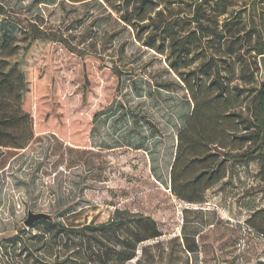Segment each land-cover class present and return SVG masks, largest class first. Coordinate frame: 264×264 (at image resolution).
<instances>
[{"label": "rangeland", "instance_id": "rangeland-1", "mask_svg": "<svg viewBox=\"0 0 264 264\" xmlns=\"http://www.w3.org/2000/svg\"><path fill=\"white\" fill-rule=\"evenodd\" d=\"M201 1L166 4L189 14ZM0 6V43L3 36L11 39L21 30L38 29L62 38L69 50L55 43L49 56L61 120L55 128H43L40 119V131L24 150L0 148V264H102L114 251L130 254L129 246L118 245L128 238L135 250L124 264L263 261L264 235L252 228L250 219L264 210V182L255 162L234 170L229 185L209 190L203 204L181 202L168 189L176 135L193 107L182 81L196 80L198 62L188 69L174 68L170 39L162 55L142 46L135 31L101 0H0ZM204 12L211 21L202 23L212 31L217 22L218 32L225 33L223 25L232 18L244 31H255L250 50L242 49V67L232 71L219 62L226 70L225 83L239 86L242 97L252 99L258 78L264 82L259 66L264 51H251L256 42L264 50V0H209ZM185 28L178 36H184ZM115 68L122 72L117 93L110 73ZM201 82L209 80L202 76ZM97 111L101 115L91 126ZM117 211L128 225L102 240L100 259L78 260L73 250L85 245L84 237L54 233L57 225L104 224ZM28 212L50 216L51 225L25 227ZM260 218L264 213L255 223ZM153 229L159 236L149 238ZM184 238L190 246L195 242L194 253L185 249ZM91 242L97 250L100 245Z\"/></svg>", "mask_w": 264, "mask_h": 264}, {"label": "trees", "instance_id": "trees-1", "mask_svg": "<svg viewBox=\"0 0 264 264\" xmlns=\"http://www.w3.org/2000/svg\"><path fill=\"white\" fill-rule=\"evenodd\" d=\"M68 1L81 3L88 0ZM101 1L123 24L135 31L136 39L142 46L162 55L166 49V39H170L169 56L174 68L182 65L183 69H188L198 62L193 70L196 80L192 83L189 80L182 81L190 92L193 107L188 120L176 135L175 153L169 170L170 194L186 204H203L209 190L219 185H229V178L234 170L248 168L253 162L257 164V174L264 182V82H260L258 78L256 94L252 99L246 100L242 97L239 86H231V82L225 83L223 77L226 70L219 66L222 61L232 71L237 66L242 67V49L250 50L248 47L255 31H244L240 21L234 18L224 23L225 33L218 32L217 22L214 30H210L202 23L203 20L211 21L204 12V4L209 0L195 4L189 14H185L182 9L171 8V3L166 4L169 0ZM3 11L0 6V14ZM174 12L176 16H173ZM183 26L186 27L184 36H178ZM144 34L146 36L142 40L141 36ZM227 34L231 36L225 43ZM55 43L68 50L62 38L53 37L38 29L30 32L21 30L11 39L2 37L0 148L24 150L35 133L40 131V119L43 128H55L56 122L61 120L56 102L57 83L51 74L49 63L50 48ZM251 51L262 54L264 50L261 43L256 42ZM73 55L80 57L77 53ZM101 69L106 70L105 67ZM110 73L116 80L117 93L122 72L115 68L110 69ZM202 76L209 82H201ZM84 88H89L87 79ZM100 115L101 111L92 115L91 126ZM58 133L61 134L60 131ZM260 213H264V210L254 213L250 219H254L252 228L264 235V218L255 223ZM50 221L38 222L51 225ZM143 223L147 227L151 225L150 222ZM127 225L126 218L117 211L116 217L110 218L104 224L71 229L57 225L54 233L56 237L67 236L68 232L84 237L85 245L80 244L73 250L78 260L91 259L93 255L100 259L103 257L99 250L102 240ZM134 235L136 234L131 237ZM158 236L153 229L148 237ZM91 241L100 245L96 246L97 250ZM183 241L188 253H194L195 242L192 241L190 246L187 238ZM118 245L125 248L129 246L131 253L124 250L114 251L112 259L103 260L102 264H124L132 259L134 241L128 238L120 240ZM257 264H264V259Z\"/></svg>", "mask_w": 264, "mask_h": 264}, {"label": "water", "instance_id": "water-1", "mask_svg": "<svg viewBox=\"0 0 264 264\" xmlns=\"http://www.w3.org/2000/svg\"><path fill=\"white\" fill-rule=\"evenodd\" d=\"M259 66L261 68V76H262L264 72V57H261L259 59ZM50 220H51V217L46 214H43V213L34 214L31 212H28L27 218L25 219L23 224L25 227L28 228L38 221H50Z\"/></svg>", "mask_w": 264, "mask_h": 264}]
</instances>
